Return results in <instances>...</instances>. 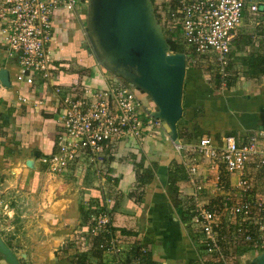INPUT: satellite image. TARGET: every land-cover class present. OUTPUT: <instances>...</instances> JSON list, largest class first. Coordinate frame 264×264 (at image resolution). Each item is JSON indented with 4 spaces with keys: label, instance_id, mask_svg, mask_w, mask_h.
Instances as JSON below:
<instances>
[{
    "label": "crops",
    "instance_id": "1",
    "mask_svg": "<svg viewBox=\"0 0 264 264\" xmlns=\"http://www.w3.org/2000/svg\"><path fill=\"white\" fill-rule=\"evenodd\" d=\"M85 1L78 3L76 11L62 9L55 15L49 47L56 72L49 79L36 76L33 84L17 81L18 56L1 41L0 26V71H7L10 83L0 79V235L22 264H71L74 252L87 247L74 239L76 232L87 228L82 212L111 198L116 227L131 229L147 239L151 257L158 264H205L192 239L186 211L197 200L209 203L217 198L214 195L219 190L213 185L217 186L220 169L202 163L198 177L206 187L200 192L187 176L171 184L170 164L177 161L186 169L185 162H190L192 155L186 144L181 152L176 150L164 121L151 130L144 129L139 137L129 136L107 147L96 161L81 151L63 173L50 172L43 161L56 150L61 131V104L55 86L60 84L77 94L80 85L105 86L113 78L91 49ZM257 14L248 20L258 27L257 17L263 18L264 10ZM242 28L228 55L230 85L227 82L226 87H219L197 81L198 77L195 81L189 75L186 78L190 81L184 89L183 130L191 132L197 124L204 135L217 141L232 135L238 142L264 130V74L254 76L256 67L250 64L264 54V39L257 32L255 39H244ZM133 88L152 114L157 108L152 98ZM30 159L34 167L27 165ZM141 159L146 166L155 163L158 168L140 204L130 193L137 184L135 163ZM195 159L202 162L200 156ZM250 170L256 174L252 195L264 198V170L251 168L247 173ZM228 176L229 184H234L237 177ZM220 191L218 197L226 193ZM259 238L258 244L264 248V232L259 231ZM258 244L240 255V264H250L262 251ZM0 264H10L1 251Z\"/></svg>",
    "mask_w": 264,
    "mask_h": 264
},
{
    "label": "built area",
    "instance_id": "2",
    "mask_svg": "<svg viewBox=\"0 0 264 264\" xmlns=\"http://www.w3.org/2000/svg\"><path fill=\"white\" fill-rule=\"evenodd\" d=\"M260 6L257 0H160L161 15L156 18L169 31L179 26L187 47L184 52L187 68L199 66L202 57L212 55L211 61L217 62L222 77L221 87H225V78L230 75L228 55L243 26L244 11L259 13ZM77 7V0H0L1 41L18 56L17 81L33 84L38 75L53 78L56 70L49 47L53 39V19L62 9L76 11ZM112 77L105 86L80 85L79 90L75 89L77 94L66 91L60 84L55 86L56 99L61 104V131L56 150L43 158L50 172H65L81 151L96 161L107 147L129 136L139 137L144 129L151 130L162 124L163 120L150 113L127 80ZM174 145L178 152L184 147L182 142H174ZM189 151L192 159L185 162V166L195 191L206 187L198 177L202 163L206 162L212 170L223 166L225 173L237 177L234 184L225 189L220 173L216 174L217 188L226 190L223 195L226 213L239 214L243 219L244 224L237 232L244 233L247 241L255 238L251 225L264 232V198L252 195L255 172L247 173L251 168L264 167V130L250 134L243 142L232 135L223 136L219 141L203 135ZM199 156L202 162L196 161ZM229 187L239 191L233 192ZM111 201L107 198L101 203L103 208H98L90 228V232L103 236L101 246L108 255L104 264H141L149 247L140 236L136 244L140 247L138 250L112 230ZM191 223L203 233L208 251H221L216 210L210 209L204 201H195ZM85 232H89L88 227Z\"/></svg>",
    "mask_w": 264,
    "mask_h": 264
},
{
    "label": "water",
    "instance_id": "3",
    "mask_svg": "<svg viewBox=\"0 0 264 264\" xmlns=\"http://www.w3.org/2000/svg\"><path fill=\"white\" fill-rule=\"evenodd\" d=\"M88 4L86 33L91 49L112 75L152 98L157 107L152 115L163 120L172 141L180 143L177 123L184 113L186 54L170 50L152 0H88ZM0 79L10 84L5 69ZM27 165L34 167L31 159ZM0 250L10 264H22L1 235ZM250 264H264V248Z\"/></svg>",
    "mask_w": 264,
    "mask_h": 264
},
{
    "label": "trees",
    "instance_id": "4",
    "mask_svg": "<svg viewBox=\"0 0 264 264\" xmlns=\"http://www.w3.org/2000/svg\"><path fill=\"white\" fill-rule=\"evenodd\" d=\"M156 1L158 0H152L154 4V8H155L154 10H156L157 8ZM155 12H157V10ZM157 17H160V16H157ZM257 18H259L260 22L258 24L256 31L258 34L263 36L264 17L261 18L259 16ZM179 33H180L179 26L177 25L176 27L172 29V31L171 29L169 32L165 31V36L167 38V41L170 46V50L172 52L186 51V49H184L185 44L183 42V39L180 37ZM248 39H251V38L248 37ZM216 63L217 62H214L213 60L209 61L210 67L216 69L217 78L221 79L222 77L219 73L218 65ZM250 64L252 67H256L253 73L254 76H260L261 74H264V54H262L261 59L251 60ZM198 68H199L198 66L187 68L186 78L188 77V75L194 74L193 72ZM230 68L231 66L230 64H228V67H227L228 71H230ZM186 78L184 82V89H185L186 82H187ZM225 79L230 85L232 82L231 76L229 75ZM193 80L195 81V79ZM183 97H184V92H183ZM183 108H184L183 116L177 123L178 138L182 140V138L186 136L188 141L199 140L204 135V132L199 128L197 124H194L192 131L191 132L187 131L188 133L186 132L185 129L183 130L182 128H180L181 123L185 119V116H186V107H184V105H183ZM195 114L197 115V113ZM193 119H195V115L191 117V120ZM186 133L189 135H187ZM170 165L171 166H170V170L168 174H169V181L171 184L187 176L186 169L182 164L177 163V161H173ZM135 168H136V174H137V184H136L135 190H133L130 193V196L134 200H136V202L141 204L142 201L144 200V194L146 192L145 191L146 185L151 183L152 179L154 178L156 174L158 167L155 163L150 164L149 166L148 165L146 166L144 163V160L141 159L140 161H137L135 163ZM262 170H264V167L262 168ZM220 175H221V181L224 184L225 189H227L230 181H229V176L227 173H225L223 166L220 167ZM224 199H225L224 196L221 195L215 199H212L211 202L207 203V206L210 209L217 211V216L220 222L216 230L220 236V240H219V246L221 249L220 252L208 251L206 247V240H205L203 233L194 223L190 222L192 219V215H193L194 203L192 204L190 203L189 208L186 211L189 214L188 219L190 222L192 239L196 243L198 250L200 252V257L205 264H240V255L247 248H252L253 246H257L259 242L258 240L260 239L259 229L256 225L250 226V229H251L250 231L255 237L254 240L247 241L244 239V236H245L244 233L237 232V229L241 225L244 224L243 219L239 214L226 213L227 211H226V206L224 204ZM98 208L102 209L103 207H101L100 205L95 208H89L88 210L82 212L83 219H84L83 224L86 223L87 227L89 228V232L86 233L87 247L81 251L74 252V254L72 255V259H71V264H104L105 261L108 259V255L106 254L105 250L101 246L103 243V236L101 234H94L90 232V228L93 226L94 221H95L94 215L97 214ZM113 212H114V207H111V213ZM111 228L113 231L119 232L122 235L124 241L126 240L129 244H134L137 247L136 244L139 240V239L137 240V238L139 237V233H137L136 231L132 232L133 230L131 229H126V228L120 229L116 227L113 216H112ZM143 239H144L143 240L144 243L149 247V242L146 241L147 239L145 238ZM258 246H260V244H258ZM139 248L140 247L138 246L137 249L139 250ZM261 250H263V247H261ZM5 258L7 257L5 256ZM141 264H158L156 261L152 259L150 249L148 253L144 254V256L142 257Z\"/></svg>",
    "mask_w": 264,
    "mask_h": 264
},
{
    "label": "rangeland",
    "instance_id": "5",
    "mask_svg": "<svg viewBox=\"0 0 264 264\" xmlns=\"http://www.w3.org/2000/svg\"><path fill=\"white\" fill-rule=\"evenodd\" d=\"M78 1V3L79 4H83V0H77ZM258 2H259V4L261 5L260 7H261V10L263 11L264 10V0H257ZM86 2V8H87V11H88V9H89V4H88V1H85ZM156 3H157V8H156V10H157V12H155L156 10H154V12H155V15H157V16H160L161 15V12H160V1L158 0V1H156ZM153 8H154V4H153ZM155 9V8H154ZM251 15V12L250 11H244V17H243V24L245 23V25H243L242 27V33H243V38L244 39H248V37H251V39H255V36H256V33L255 32H257L256 31V27H257V25H252V23H249V18H248V16H250ZM256 15H258L257 13H254L252 16L253 17H255ZM87 17H88V15H87ZM85 24L87 25V21H85ZM249 24V25H248ZM162 28H163V31H164V34H165V31L166 32H169V30H168V28L164 25H162ZM170 34V33H169ZM180 34V37L182 36L181 35V33H179ZM256 39H259V37L257 36V38ZM261 39H264V33H263V36H262V38ZM89 43H90V41H89ZM263 43H264V41H263ZM184 49H187V47H186V44H185V46H184ZM182 52H185V51H182ZM202 58H204V59H202V61H200V64H199V68L196 70V72L194 71L193 73L194 74H191V75H189V76H191L192 78H194V79H197V77H198V80L197 81H200L201 82V79H202V81L203 82H210V83H213V84H211V85H217L218 84V86L219 87H221V79H219V78H217V74H216V69L215 68H211L210 67V65H209V61H211V58H212V55H208V56H204V57H202ZM201 59V58H200ZM101 62H102V64L106 67V69H108V70H110L109 69V67H107L106 66V64L104 63V61L103 60H101ZM188 76V77H189ZM245 77V76H244ZM187 81H190V79L188 78L187 79ZM227 85H225V87H226ZM215 89H217V86L215 87ZM186 93L187 92H185V95H186ZM185 101V100H184ZM187 132V131H186ZM188 133V132H187ZM186 133V134H187ZM185 134V135H186ZM187 135H189V134H187ZM223 137V136H222ZM221 137V138H222ZM186 140V141H184V139ZM182 138V143H183V145L184 144H186L187 145V148L186 149H188L189 150V148H191V147H193L195 144H196V142L197 141H195V140H191V141H188L187 140V137L185 136V137H183ZM186 145L183 147V149L186 147ZM92 173H93V171H92ZM95 174H97V172H96V170H95V172L92 174L93 175V178H94V176H95ZM205 182V181H204ZM206 183V182H205ZM213 187H214V189H216V190H223L224 192H226L224 189H222V188H220V189H218L217 188V186L216 185H213ZM219 191H217V194L216 195H214V197H218L217 195H219L218 194V192ZM221 192V191H220ZM214 193V192H213ZM222 193V192H221ZM225 194V193H224ZM108 196L110 195V194H107ZM203 199H205V198H203ZM205 201V200H204ZM101 204H99V205H94L95 207H98V206H100ZM75 235H78V237H76V236H74V239L76 240V242L77 243H82V244H84V243H86L87 241V238H86V233L84 232V230H82V229H80V231H78V232H76V234ZM143 237V236H142Z\"/></svg>",
    "mask_w": 264,
    "mask_h": 264
}]
</instances>
